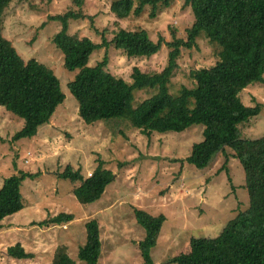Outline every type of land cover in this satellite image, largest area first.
Listing matches in <instances>:
<instances>
[{"label": "rangeland", "instance_id": "374dc122", "mask_svg": "<svg viewBox=\"0 0 264 264\" xmlns=\"http://www.w3.org/2000/svg\"><path fill=\"white\" fill-rule=\"evenodd\" d=\"M114 1L84 0L79 8L74 7L73 0H13L4 12L5 39L25 62L35 60L54 72L65 101L36 137L18 141L13 138L23 129L24 121L0 108V189L6 178L19 172L34 176L22 182L24 209L0 224V264H51L61 246H66L71 259L79 262V249L87 243V224L94 219L100 222L102 231L100 264H144L138 245L145 239V230L136 220V210L166 217L151 255L154 264H172L173 259L190 252L193 238H218L228 222L249 207L245 171L234 156L235 146L264 142V85L253 84L240 94L244 106L261 105L260 114L240 126L241 138L234 146L218 152L202 169L187 162L193 145L203 141L202 125L181 133L154 132L145 137L125 119L91 126L81 120L78 102L68 89L79 71L65 69L64 56L53 44L62 25L50 17L70 9L94 16L93 21L72 20L69 34L79 39L88 37L97 45L111 43L121 29L145 30L154 43L162 37L161 50L151 58H128L113 46L92 56L90 67L109 57L110 73L128 85H133L135 68L149 76L163 72L169 62L167 44L173 43L174 37L187 42V30L194 23L186 0H171L169 6L160 2L156 17L153 7L147 5L140 15L126 18L112 11ZM96 29L109 31L98 34ZM220 51L205 33L200 34L192 50L181 51L168 85L169 94L177 98L185 88L194 90L192 74L213 68ZM133 94V107L137 109L155 97L158 89L135 90ZM194 104L190 100V109ZM100 159L115 173L116 180L101 200L80 204L73 193L80 183L65 180L60 173L72 165L88 178ZM227 161L229 174L224 168ZM62 213L73 215L74 220L50 227L40 224ZM19 244L35 258L16 261L7 257L8 249Z\"/></svg>", "mask_w": 264, "mask_h": 264}, {"label": "trees", "instance_id": "16d2710c", "mask_svg": "<svg viewBox=\"0 0 264 264\" xmlns=\"http://www.w3.org/2000/svg\"><path fill=\"white\" fill-rule=\"evenodd\" d=\"M13 0H0V108L24 121V127L13 140L34 138L41 128L51 123L65 95L54 72L35 60L25 62L16 49L5 39L3 15ZM136 1L138 4L136 5ZM169 6L171 0H116L112 11L120 18L140 15L147 5L153 7V16L160 2ZM84 0H73L81 8ZM194 23L187 30V42L168 43L169 62L165 70L146 75L135 68L133 85L126 84L109 71V57L96 67H90L95 52L113 46L128 58H151L159 53L164 43L152 42L145 30L121 29L111 43L95 44L88 37L69 34L70 22L78 19L95 20L94 16L70 9L63 15L50 17L59 21L62 29L53 44L64 56L68 72L79 71L68 89L78 102L81 120L91 126L103 121L125 119L145 137L154 132H185L193 125H202L203 141L192 147L187 162L199 169L207 167L212 158L225 147L234 146L241 138V125L256 118L261 105L244 106L240 94L253 84L264 85V0H186ZM44 26V25H43ZM96 29L98 34H106ZM220 47V57L211 69L192 74L194 90L184 89L180 97L169 94L168 85L177 68V60L184 49L192 50L200 34ZM158 89V94L134 109V91ZM190 100L194 108L190 109ZM244 168L245 189L249 207L228 222L216 239H192L190 252L171 261L172 264H264V142L235 146V155ZM227 161L225 170L228 173ZM33 175L19 172L5 179L0 189V224L4 219L24 209L22 182ZM60 177L80 183L73 191L80 204L101 200L115 173L100 159L90 177L68 165ZM231 182V178H229ZM138 224L145 230V239L139 243L144 264H154L152 251L156 248L166 217L153 216L136 210ZM74 220L62 213L41 222L43 227L64 225ZM87 243L79 249L78 261L71 259L68 248L57 249L51 264H100L103 255L102 231L96 219L87 224ZM7 257L16 261L35 258L19 244L8 249Z\"/></svg>", "mask_w": 264, "mask_h": 264}]
</instances>
